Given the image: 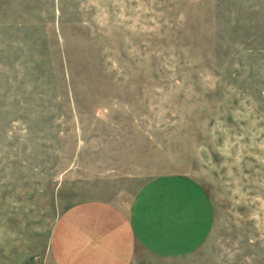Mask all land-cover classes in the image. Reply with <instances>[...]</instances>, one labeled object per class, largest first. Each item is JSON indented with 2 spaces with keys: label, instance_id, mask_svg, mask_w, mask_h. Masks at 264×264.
I'll return each instance as SVG.
<instances>
[{
  "label": "rangeland",
  "instance_id": "374dc122",
  "mask_svg": "<svg viewBox=\"0 0 264 264\" xmlns=\"http://www.w3.org/2000/svg\"><path fill=\"white\" fill-rule=\"evenodd\" d=\"M167 173L212 231L132 264H264V0H0V264H55L68 207Z\"/></svg>",
  "mask_w": 264,
  "mask_h": 264
},
{
  "label": "crops",
  "instance_id": "0c3cea01",
  "mask_svg": "<svg viewBox=\"0 0 264 264\" xmlns=\"http://www.w3.org/2000/svg\"><path fill=\"white\" fill-rule=\"evenodd\" d=\"M192 176L167 173L149 180L129 207L86 200L54 225L55 264H132L138 249L164 258L189 255L208 240L214 209Z\"/></svg>",
  "mask_w": 264,
  "mask_h": 264
}]
</instances>
